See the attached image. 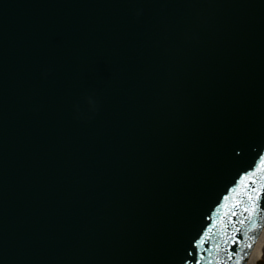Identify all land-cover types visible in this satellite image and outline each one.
Returning <instances> with one entry per match:
<instances>
[{
    "label": "water",
    "instance_id": "water-1",
    "mask_svg": "<svg viewBox=\"0 0 264 264\" xmlns=\"http://www.w3.org/2000/svg\"><path fill=\"white\" fill-rule=\"evenodd\" d=\"M261 154L264 0H0V264L42 263V220L101 231L123 184L116 264H235L217 237Z\"/></svg>",
    "mask_w": 264,
    "mask_h": 264
},
{
    "label": "bare ground",
    "instance_id": "bare-ground-1",
    "mask_svg": "<svg viewBox=\"0 0 264 264\" xmlns=\"http://www.w3.org/2000/svg\"><path fill=\"white\" fill-rule=\"evenodd\" d=\"M259 240L257 241L252 254L250 255V260L247 264H256V260L259 259V255L261 252L262 244L264 243V230L262 231L261 235L258 237Z\"/></svg>",
    "mask_w": 264,
    "mask_h": 264
},
{
    "label": "rangeland",
    "instance_id": "rangeland-1",
    "mask_svg": "<svg viewBox=\"0 0 264 264\" xmlns=\"http://www.w3.org/2000/svg\"><path fill=\"white\" fill-rule=\"evenodd\" d=\"M263 257H264V254H263Z\"/></svg>",
    "mask_w": 264,
    "mask_h": 264
},
{
    "label": "snow or ice",
    "instance_id": "snow-or-ice-1",
    "mask_svg": "<svg viewBox=\"0 0 264 264\" xmlns=\"http://www.w3.org/2000/svg\"><path fill=\"white\" fill-rule=\"evenodd\" d=\"M247 210V209H246ZM241 223H242V221H241Z\"/></svg>",
    "mask_w": 264,
    "mask_h": 264
}]
</instances>
